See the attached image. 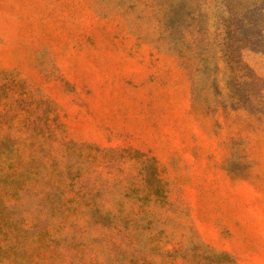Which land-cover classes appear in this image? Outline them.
<instances>
[{
  "label": "rangeland",
  "instance_id": "374dc122",
  "mask_svg": "<svg viewBox=\"0 0 264 264\" xmlns=\"http://www.w3.org/2000/svg\"><path fill=\"white\" fill-rule=\"evenodd\" d=\"M0 264H264V0H0Z\"/></svg>",
  "mask_w": 264,
  "mask_h": 264
}]
</instances>
